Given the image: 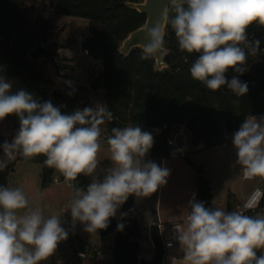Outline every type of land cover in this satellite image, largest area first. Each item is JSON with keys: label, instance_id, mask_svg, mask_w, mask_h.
Listing matches in <instances>:
<instances>
[{"label": "clouds", "instance_id": "1", "mask_svg": "<svg viewBox=\"0 0 264 264\" xmlns=\"http://www.w3.org/2000/svg\"><path fill=\"white\" fill-rule=\"evenodd\" d=\"M253 24L264 28V0H168L162 19L143 28L147 42L142 45L141 59L162 61L169 54L165 35L170 26L180 51L199 54L190 66L191 77L211 91L226 85L239 98L247 94V83L238 76L228 80L225 73L233 69L244 74L245 49L247 55H258L260 41L247 38V29ZM12 88L13 82L0 75V121L15 115L20 124L13 140L0 145V171L17 155H43L44 165L65 180L92 176L99 163L100 126L114 118L107 105L97 103L62 114L50 101L40 102L27 90L13 92ZM153 144L152 133L139 125L111 129L107 145L112 166L102 180L94 178L86 190L74 187L68 209L73 225L82 223L87 233L106 229L129 196L149 197L167 183L170 169L145 160ZM232 144L243 176L264 178V116H247L233 134ZM189 207L186 227L175 226L183 261L264 264V254L257 255V250L264 249V215L208 208L195 194ZM20 210L26 211L21 215ZM123 228V223L117 224L118 231ZM68 235L61 217L53 214L46 218L42 208L31 207L21 187L0 186V264H41Z\"/></svg>", "mask_w": 264, "mask_h": 264}, {"label": "trees", "instance_id": "2", "mask_svg": "<svg viewBox=\"0 0 264 264\" xmlns=\"http://www.w3.org/2000/svg\"><path fill=\"white\" fill-rule=\"evenodd\" d=\"M26 1L46 2L57 15L88 22L90 36L82 46L91 57L101 61L100 73L92 89L103 93L105 105L113 113V120L108 121L110 129L139 125L151 132L154 144L147 154L149 157L169 156L166 141L176 126L184 125L191 134L192 144L202 142L208 149L222 145L224 135L238 131L247 116H264V62L254 64L243 75L233 69L225 73L228 80L238 76L247 83V94L238 98L226 85L211 91L191 77L190 66L199 54L180 51L170 26L166 27L165 35L169 49V54L164 57L167 67L162 71H155V60H142L139 48L127 57L122 56L119 53L122 42L146 21L145 15L126 4L143 0H0V75L13 82V92L27 90L40 102L48 101L49 97L44 74L34 65L27 51L26 43L35 34L30 27L36 22L23 16ZM62 102L70 104L67 100ZM4 121L19 130L17 116L9 115ZM45 158L43 155L29 158L43 166V187L48 186L54 172L44 165ZM18 159L23 157L18 155ZM100 165L104 171L99 178L103 179L109 163L105 161ZM9 175L10 166L0 171V186L8 185ZM90 183V176L81 175L72 181L73 191L74 187L86 190ZM196 189L198 201L208 208H215L209 182L202 174L197 178ZM134 205V196H129L122 204L119 223H123L124 228L117 231L113 240L111 256L114 264H140V229ZM260 208H264V198ZM231 210L228 199L226 212ZM258 214L259 211L253 216ZM68 233L67 241L74 242L80 251L86 250L87 244L76 232ZM152 238L155 251L163 254L158 234L153 232ZM263 250H257V255L264 254Z\"/></svg>", "mask_w": 264, "mask_h": 264}, {"label": "rangeland", "instance_id": "3", "mask_svg": "<svg viewBox=\"0 0 264 264\" xmlns=\"http://www.w3.org/2000/svg\"><path fill=\"white\" fill-rule=\"evenodd\" d=\"M24 8L26 13L23 16L32 22H36L35 25L30 27L35 34L29 37L26 43L27 51L34 50L38 42L48 51H57L54 62L46 58L34 61V65L43 72L47 82L48 101L60 108L62 114L73 113L77 106H81L82 110L84 107H92L97 103L105 104L103 93L99 89H92V84L96 83L100 73L101 61L91 57L90 54L85 56V49L82 46L84 40L90 36L87 28L88 22L80 18L57 15L52 12L46 2L26 1ZM66 81H72L73 83L68 85L65 83ZM54 91L60 92L70 104L66 105L54 97ZM69 92L73 94L68 95ZM100 127L102 134L100 138L101 150L97 156L99 162L110 159L108 145L104 143V139L111 135L108 121ZM176 127L178 129V126ZM17 132L4 120L0 121V145H3L5 141L11 142ZM171 135L167 140L171 139ZM186 135L191 137L188 130ZM170 152L171 156L165 158V167L170 169L167 183L149 197L139 198L142 227V236L138 239L141 252L139 258L145 261H152L157 253L155 245L149 239L147 233L148 222L155 219L157 200L159 201L163 222H166L171 217H184L190 211L189 201L193 198V194H195V199L198 200L193 179L194 177L198 178V171L203 170L202 175L209 182L211 192L214 191L215 207L224 211L226 210L227 197H229V189L249 186V182L241 181L242 171L236 164L237 156L234 147L208 148L192 153L186 158H181L174 149ZM2 157L3 149L0 147V158ZM154 162L160 165V160ZM8 166H10V175L7 186L21 187L29 199L31 207L39 206L42 208L46 218L53 214L60 216L61 224L65 228L69 219H72L70 211H68L74 196L72 181L62 180L63 176L54 169L50 183L47 187H43L42 164L30 161L29 158L19 160L18 155L16 160L10 162ZM103 171V166L98 164L97 169L90 176L91 182L94 178L102 180L99 175ZM55 177H58V183L53 182ZM263 185L264 178H262ZM228 199L229 202H232L230 197ZM121 208L122 205L115 216L119 218L117 219L118 223ZM24 211L26 210H20L18 214L22 215ZM259 215H264V211L259 212ZM75 232L85 241L88 249L100 251L105 259H109L103 249L107 246H113L116 233L101 239L97 232L87 233L84 230V225L78 221L75 223ZM79 252L80 250L74 242L65 240L60 242L54 254L48 260L42 261L41 264H84L89 261L82 257L81 260L77 259L76 256ZM163 264L171 263L164 261Z\"/></svg>", "mask_w": 264, "mask_h": 264}, {"label": "built area", "instance_id": "4", "mask_svg": "<svg viewBox=\"0 0 264 264\" xmlns=\"http://www.w3.org/2000/svg\"><path fill=\"white\" fill-rule=\"evenodd\" d=\"M247 38L249 41L252 40L260 41V51L258 55L255 57L250 55L248 56L250 58H256L261 62H264V28L256 24L249 26V28L247 29ZM240 47L243 48V45H240ZM245 52L247 55L248 50L245 49ZM84 55L89 56V52L86 49L84 50ZM186 131H187L186 127L184 125H180L178 126V131L172 132L171 139L169 138L166 141V148L168 150H172V149L176 150L179 153V156L182 158H186L188 155H191L192 153L203 151L206 149V146L202 142L193 145L191 142V137H187ZM229 139H230V135L228 134L224 135V143L220 146L227 147ZM104 143L107 144V137L104 139ZM178 149L180 151H178ZM243 178L246 179L244 176ZM53 182L58 183L59 182L58 177H55L53 179ZM263 198H264L263 186L262 184H258L249 192V194L241 202H239L236 205L234 211H240L243 214L253 216L254 214H256L257 211L261 212L263 210L260 208ZM175 226L183 229L185 227V224L184 222H180V221H175L168 224L167 235L165 237H161L160 239L163 248L162 261H161L162 264L164 261H167L171 264L184 263V261L182 260L183 259L182 254L176 253V251L181 248V245L179 244L178 241V232ZM65 229L68 232H75V225H73L72 219H69V221L65 225ZM169 245L171 246L169 247ZM78 256L86 260H101L103 258L102 252L97 250H90L88 248H86V250L84 251H80L78 253ZM173 258H175L176 260L173 261Z\"/></svg>", "mask_w": 264, "mask_h": 264}, {"label": "water", "instance_id": "5", "mask_svg": "<svg viewBox=\"0 0 264 264\" xmlns=\"http://www.w3.org/2000/svg\"><path fill=\"white\" fill-rule=\"evenodd\" d=\"M168 3V0H143L140 3H127L126 6L128 8L136 10L138 13L143 14L146 16L145 24L136 29L135 31L131 32L126 39L122 42L121 47L119 48V53L127 57L130 55V53L134 49H141L142 45L146 43L145 34L143 31V28L145 25H149L150 27L152 24L156 23L157 21H160L162 19V13L165 9V5ZM57 54L56 50L48 51L40 42H38L37 47L30 51L29 56L32 61H36L41 58H46L50 60L51 62H54L55 56ZM246 62L244 64L245 72H248V70L256 63H260L261 61L256 58H250L248 55H246ZM167 67L166 63L164 62V58L162 61L155 60V71H162ZM53 96L56 97L60 101H66V98L58 91L53 92ZM81 110V106H77L74 110ZM114 124V122H113ZM52 170V168H50ZM199 174L202 173V171H198ZM117 224L118 221L115 217L110 218L109 220V226L106 229H100L97 230L99 238L103 239L109 236L114 235L117 233ZM137 238L134 237V240ZM111 250H106V254H111ZM162 261V254L161 252H157L154 259L152 261H145L143 259H140V264H161Z\"/></svg>", "mask_w": 264, "mask_h": 264}, {"label": "crops", "instance_id": "6", "mask_svg": "<svg viewBox=\"0 0 264 264\" xmlns=\"http://www.w3.org/2000/svg\"><path fill=\"white\" fill-rule=\"evenodd\" d=\"M176 129V130H175ZM178 129L177 127L174 128L173 132H177ZM234 134V133H233ZM233 134H230V139H229V142H228V146L227 147H234L233 144H232V137H233ZM220 146H217V147H214V148H218ZM222 147V146H221ZM169 151V156L165 157V158H169L171 156V150H168ZM165 158H161V157H149L148 155H146L145 157V160H151V161H156V160H160V165L165 167V164H166V159ZM182 158V157H181ZM107 161L109 163V168L112 166V162L110 159H105L101 162H99L98 164H101L103 162ZM203 170H202V173L203 174ZM200 175V174H199ZM204 177V175H203ZM205 178V177H204ZM194 179V183H195V187H196V181H197V178H193ZM241 181L242 182H249V186L248 187H245V186H241L239 187L238 189H229V193H228V196L230 197V199L232 200V202H229L232 210L234 211L236 205L241 202L248 194L249 192L255 187L257 186L258 184H262V177H254V179H244L243 178V172H241ZM213 194V199H212V203L215 207V199H214V191L211 192ZM134 199H135V205H134V208H135V212L137 214V222H138V225H139V229H140V234H139V238L142 236V227H141V223H140V211H139V198L138 197H135L134 196ZM198 201V200H197ZM235 205V206H234ZM227 206H228V197H227V204H226V210H227ZM216 208V207H215ZM155 219L152 221V222H148L147 224V233H148V237L149 239L153 242V238H152V232H155L158 234L159 238L161 239V237H165L167 235V226L168 224L172 223V222H175V221H180V222H184V220L186 219V216L187 214L184 216V217H179V218H174V217H171L169 218L166 222H163V216L161 214V209L159 207V201L157 200L156 202V209H155ZM225 210V211H226ZM264 211V208L263 210ZM261 211V212H262ZM116 218V217H115ZM116 219H119L118 217ZM186 227V225H185ZM83 242H85L81 237H79ZM138 238V239H139ZM154 243V242H153ZM106 250H111L112 251V245L111 247H108L103 249V251L105 252ZM176 253H181L182 254V257H184V252L182 250V248L178 249L176 251ZM141 254V252H140ZM109 256V259H105L104 257L101 259V260H89V261H86V263L84 264H114L113 261H112V256L111 254H107ZM142 256V255H141ZM77 259H80L81 260V257L76 256ZM150 261V260H148ZM185 264H188V262L184 261Z\"/></svg>", "mask_w": 264, "mask_h": 264}, {"label": "flooded vegetation", "instance_id": "7", "mask_svg": "<svg viewBox=\"0 0 264 264\" xmlns=\"http://www.w3.org/2000/svg\"><path fill=\"white\" fill-rule=\"evenodd\" d=\"M57 55V54H56Z\"/></svg>", "mask_w": 264, "mask_h": 264}]
</instances>
